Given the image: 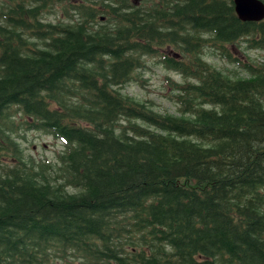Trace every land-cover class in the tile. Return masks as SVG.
<instances>
[{"label":"trees","instance_id":"trees-1","mask_svg":"<svg viewBox=\"0 0 264 264\" xmlns=\"http://www.w3.org/2000/svg\"><path fill=\"white\" fill-rule=\"evenodd\" d=\"M62 1L0 0V264H264V58L228 49L264 52V20L78 0L45 22ZM145 58L183 79L166 78L177 116L121 92ZM12 107L61 142L54 164L24 156Z\"/></svg>","mask_w":264,"mask_h":264},{"label":"rangeland","instance_id":"rangeland-1","mask_svg":"<svg viewBox=\"0 0 264 264\" xmlns=\"http://www.w3.org/2000/svg\"><path fill=\"white\" fill-rule=\"evenodd\" d=\"M69 1L73 4L78 2V0H65L62 1L61 4H56L54 8L50 9L49 13H44V21L53 24L59 21H65L66 16L63 8L66 5V2ZM133 1H135L136 4L142 2V0H130V2ZM228 49L233 50L234 56L240 61L247 62L250 60L259 62L264 58V52L245 50L243 44L240 49H236L235 45L228 46ZM214 53L215 51L205 48L203 50L204 60L231 78L247 77L243 69L222 60ZM144 60L146 61L148 68L139 74L137 73L138 81L129 82L121 92L141 102H151L153 109L157 112L177 116L178 113L176 106L169 99L171 97V92L167 87L166 78H171L176 82H182L183 79L176 73L166 70L158 63L157 59L145 58ZM9 111L11 115L10 122L13 123V127H15L13 136L20 144L24 156L26 158L32 157L38 163L54 164L56 162V154L63 149L61 142L53 139L44 132L24 130L22 126V122L24 121L23 115L19 111H16L15 107L10 108ZM57 260L53 263L63 264L60 259Z\"/></svg>","mask_w":264,"mask_h":264},{"label":"water","instance_id":"water-1","mask_svg":"<svg viewBox=\"0 0 264 264\" xmlns=\"http://www.w3.org/2000/svg\"><path fill=\"white\" fill-rule=\"evenodd\" d=\"M234 11L242 22H261L264 20L263 0H232Z\"/></svg>","mask_w":264,"mask_h":264}]
</instances>
